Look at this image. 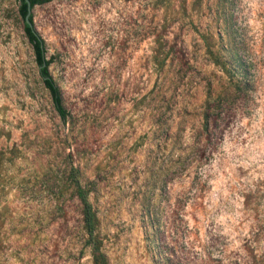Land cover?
I'll list each match as a JSON object with an SVG mask.
<instances>
[{"label":"rangeland","instance_id":"1","mask_svg":"<svg viewBox=\"0 0 264 264\" xmlns=\"http://www.w3.org/2000/svg\"><path fill=\"white\" fill-rule=\"evenodd\" d=\"M19 5L0 0V264H95L75 177L107 264H264V0L36 5L66 122Z\"/></svg>","mask_w":264,"mask_h":264},{"label":"trees","instance_id":"2","mask_svg":"<svg viewBox=\"0 0 264 264\" xmlns=\"http://www.w3.org/2000/svg\"><path fill=\"white\" fill-rule=\"evenodd\" d=\"M47 0H30L32 8L36 5L44 4ZM27 2L25 0H20L19 13L24 22V30L29 42L33 46L35 60L39 66L40 75L42 77L45 87L51 93L52 99L54 101L55 108L60 114L63 122L67 121L69 113L63 105V98L59 86L56 84L53 76L49 71L51 65V60L46 56V47L43 38L38 34L37 30L34 27L33 14L30 16V20L33 26H30L26 21L27 15ZM227 69V68H225ZM236 69L242 71V75H247V72L243 70V67H237ZM206 123L209 125V115L206 117ZM75 183V193L78 196L82 204V214L84 229L88 235V242L93 246L94 252V262L95 264H107L105 256L100 253L99 245L97 244V235H96V225H97V216L93 209V206L89 200V191L84 188L78 178L73 179Z\"/></svg>","mask_w":264,"mask_h":264},{"label":"water","instance_id":"3","mask_svg":"<svg viewBox=\"0 0 264 264\" xmlns=\"http://www.w3.org/2000/svg\"><path fill=\"white\" fill-rule=\"evenodd\" d=\"M26 2H27V15H26V21H27V23L30 25V26H33V24H32V22H31V20H30V16H31V14H32V10H33V8H32V5H31V2H30V0H25Z\"/></svg>","mask_w":264,"mask_h":264}]
</instances>
